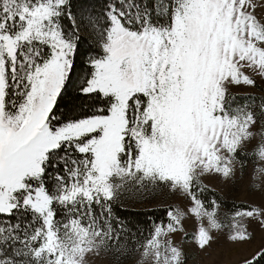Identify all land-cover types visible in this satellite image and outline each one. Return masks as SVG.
<instances>
[{
    "label": "snow or ice",
    "instance_id": "6c2138e0",
    "mask_svg": "<svg viewBox=\"0 0 264 264\" xmlns=\"http://www.w3.org/2000/svg\"><path fill=\"white\" fill-rule=\"evenodd\" d=\"M255 90L264 0H0V264H264Z\"/></svg>",
    "mask_w": 264,
    "mask_h": 264
},
{
    "label": "rangeland",
    "instance_id": "374dc122",
    "mask_svg": "<svg viewBox=\"0 0 264 264\" xmlns=\"http://www.w3.org/2000/svg\"><path fill=\"white\" fill-rule=\"evenodd\" d=\"M245 92L249 90H243ZM264 92V91H262ZM254 93H261L260 90H255ZM250 183V178L245 177V179L242 182V186L239 190H234L230 188L224 187L222 184H220L218 181H213L210 186H215L216 191L224 197V199L228 202L235 201L236 203H244L251 199L248 193V185ZM168 203H179L183 204L184 202L175 199L172 197H169L167 199ZM140 209V208H137ZM148 209H151L150 207ZM189 232L192 230V224L189 221L187 224ZM179 240L180 237H177ZM247 252H244L242 254H235L231 257L228 255V245L221 242V244L213 245L212 249H209L208 252H200L196 249L192 250V256L194 259L189 260V264H239V261L244 258V255H246ZM96 264H109L108 261H101L97 260ZM135 264V262H133Z\"/></svg>",
    "mask_w": 264,
    "mask_h": 264
},
{
    "label": "trees",
    "instance_id": "16d2710c",
    "mask_svg": "<svg viewBox=\"0 0 264 264\" xmlns=\"http://www.w3.org/2000/svg\"><path fill=\"white\" fill-rule=\"evenodd\" d=\"M253 95L257 98L256 99V103L259 104L260 103V98L264 97V92L261 91V93H254ZM240 102H243V101H240ZM225 202H226L227 205H231L232 204V202H228L226 200H225ZM127 215L133 221H139V222L143 223L144 221H146L147 219L152 217L153 214H152L151 209H146V210L145 209H134L131 212L127 213Z\"/></svg>",
    "mask_w": 264,
    "mask_h": 264
}]
</instances>
